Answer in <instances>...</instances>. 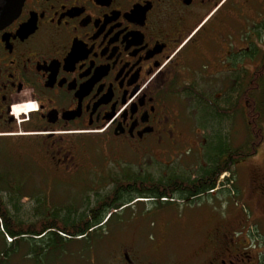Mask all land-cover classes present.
I'll use <instances>...</instances> for the list:
<instances>
[{
	"label": "flooded vegetation",
	"instance_id": "flooded-vegetation-1",
	"mask_svg": "<svg viewBox=\"0 0 264 264\" xmlns=\"http://www.w3.org/2000/svg\"><path fill=\"white\" fill-rule=\"evenodd\" d=\"M263 87L264 0H24L0 29V264H264V165L235 157L249 134L209 150ZM68 218L85 231L53 235Z\"/></svg>",
	"mask_w": 264,
	"mask_h": 264
},
{
	"label": "trees",
	"instance_id": "trees-1",
	"mask_svg": "<svg viewBox=\"0 0 264 264\" xmlns=\"http://www.w3.org/2000/svg\"><path fill=\"white\" fill-rule=\"evenodd\" d=\"M262 86L255 85V88H261ZM264 96V95H263ZM261 96V97H263ZM260 97V98H261ZM258 101L254 102V115L248 117V122H249V136L250 140L248 143H246L243 147H240L238 149V155L235 157L237 159H241L244 157H250L256 155L259 147L261 146V143L263 141V134H264V126H263V120H264V104L262 105L263 110H261L258 105ZM226 123V118L225 116L221 115L217 118H212L209 120V124L212 125L215 128L213 136L210 138L211 141V146H210V151L217 149V153H222L224 154L226 152L227 148V141L224 142V144L220 143V137L222 134L221 129H217L218 125L220 126L222 123ZM225 171L224 168L221 170ZM220 172L216 171L214 168L213 169H207L203 176L205 180V184H207L208 189H211L215 186L216 178ZM1 202V201H0ZM62 225V224H61ZM64 225V226H63ZM63 227H59L55 230L53 235L59 236L61 233L62 235H66L65 232H72L76 231L80 234L84 232V229H76V225H78L76 219L74 218H68L67 220H63ZM77 233V235H78Z\"/></svg>",
	"mask_w": 264,
	"mask_h": 264
},
{
	"label": "rangeland",
	"instance_id": "rangeland-1",
	"mask_svg": "<svg viewBox=\"0 0 264 264\" xmlns=\"http://www.w3.org/2000/svg\"><path fill=\"white\" fill-rule=\"evenodd\" d=\"M263 92H264V87H263ZM255 101H258V105H260V109L263 110L262 105L264 104V96L261 97L260 99H255ZM263 124H264V120H263ZM233 125L235 127V132H231V129H228L227 131H224L226 123H222L220 126L218 125L217 129H221L222 134L220 137V143L224 144V142H226L228 139H230L231 141H233L234 144L237 145H242L246 142L247 140V134H248V128H247V124H246V120H244L243 117L239 116V117H235L234 121H233ZM228 127H230V125H228ZM227 139V140H226ZM28 150H32L33 152H35V154L37 155V153L39 152V147L37 145H26V153ZM35 156V155H34ZM33 156V157H34ZM257 162H261L264 165V142L261 145L258 154L254 155ZM39 156L37 155L36 158H38ZM26 160L27 162H29V164L27 166L30 167V169H26V175L29 177V173H37L40 172L41 170L36 168L34 166L33 163V158L32 156H26ZM41 167H43L42 164H40ZM246 172H244V170L242 169V167L239 169V185L240 187H245L246 184ZM34 181L32 179L29 180V185L28 188H35V185L33 183ZM23 200V199H22ZM185 233L188 232H193L191 229H184L183 230ZM186 236V235H185Z\"/></svg>",
	"mask_w": 264,
	"mask_h": 264
},
{
	"label": "water",
	"instance_id": "water-1",
	"mask_svg": "<svg viewBox=\"0 0 264 264\" xmlns=\"http://www.w3.org/2000/svg\"><path fill=\"white\" fill-rule=\"evenodd\" d=\"M23 2L24 0H0V29L19 14Z\"/></svg>",
	"mask_w": 264,
	"mask_h": 264
},
{
	"label": "bare ground",
	"instance_id": "bare-ground-1",
	"mask_svg": "<svg viewBox=\"0 0 264 264\" xmlns=\"http://www.w3.org/2000/svg\"><path fill=\"white\" fill-rule=\"evenodd\" d=\"M27 111H28V110H27ZM27 111H26V112H27ZM26 112H25V113H26Z\"/></svg>",
	"mask_w": 264,
	"mask_h": 264
}]
</instances>
